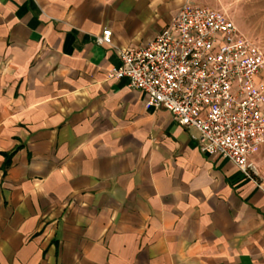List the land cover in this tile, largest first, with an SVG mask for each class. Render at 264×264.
<instances>
[{
  "label": "crops",
  "instance_id": "0c3cea01",
  "mask_svg": "<svg viewBox=\"0 0 264 264\" xmlns=\"http://www.w3.org/2000/svg\"><path fill=\"white\" fill-rule=\"evenodd\" d=\"M186 1L0 0V264H264V184L108 77Z\"/></svg>",
  "mask_w": 264,
  "mask_h": 264
},
{
  "label": "built area",
  "instance_id": "2783aa9c",
  "mask_svg": "<svg viewBox=\"0 0 264 264\" xmlns=\"http://www.w3.org/2000/svg\"><path fill=\"white\" fill-rule=\"evenodd\" d=\"M95 42L111 46V32L104 29ZM118 58L109 79H126L149 106L196 130L201 154L220 156L254 179L247 157L264 144V56L230 20L187 0L145 47L118 50Z\"/></svg>",
  "mask_w": 264,
  "mask_h": 264
},
{
  "label": "rangeland",
  "instance_id": "374dc122",
  "mask_svg": "<svg viewBox=\"0 0 264 264\" xmlns=\"http://www.w3.org/2000/svg\"><path fill=\"white\" fill-rule=\"evenodd\" d=\"M259 3L257 0H195V5L230 20L239 36L256 46L264 56V3ZM258 79H264V68ZM255 164L256 172L253 170V181L263 187L264 145L259 150Z\"/></svg>",
  "mask_w": 264,
  "mask_h": 264
}]
</instances>
